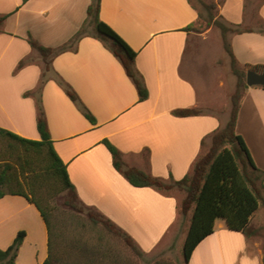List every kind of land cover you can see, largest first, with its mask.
<instances>
[{"label":"crops","instance_id":"obj_1","mask_svg":"<svg viewBox=\"0 0 264 264\" xmlns=\"http://www.w3.org/2000/svg\"><path fill=\"white\" fill-rule=\"evenodd\" d=\"M90 1L0 0V14L7 15L0 32V127L39 138L35 100L39 93L34 91L41 66L26 37L30 34L50 47L69 42L84 23ZM213 2L218 19L250 29L227 36L237 65L244 70L264 66V32L259 31L264 28V0ZM99 18L135 51L134 68L147 97L138 99L119 59L90 35L82 36L75 49L53 57V71L40 97L54 149L66 165L79 202L111 219L148 253L175 224L179 199L172 191L130 185L114 169L103 140L119 150L126 165L165 181L190 173L212 132L223 125L212 110L201 109L213 101L212 91L205 82L200 89L193 79L197 61L204 58L200 44H207L212 27L201 32L186 29L198 25L191 0H100ZM28 56L34 61L17 68ZM55 73L76 92L95 123L70 100ZM179 108L201 112L174 115ZM235 131L254 164L264 170L263 89L245 88ZM19 231L25 235L15 264H41L47 256V229L39 211L22 196L5 195L0 198V248H6ZM262 242L216 220L213 233L197 245L189 262L201 264L200 258L206 256L203 264L206 258V264H262Z\"/></svg>","mask_w":264,"mask_h":264},{"label":"trees","instance_id":"obj_2","mask_svg":"<svg viewBox=\"0 0 264 264\" xmlns=\"http://www.w3.org/2000/svg\"><path fill=\"white\" fill-rule=\"evenodd\" d=\"M26 1L22 0L23 3ZM197 3L200 8L194 3L193 7L197 9L200 27L190 26L186 29L201 32L211 25L216 26L221 35L222 46L230 57L231 72L236 76V85L230 96L229 117L223 126L212 132L208 149L195 160L190 173L178 180L170 178L165 181L146 170L126 165L119 150L108 140H103L111 154L114 169L130 185L152 187L164 192L178 190L184 193L178 205V212L182 219L190 212L182 244V256L186 264L197 245L213 233L216 220H222L228 230L240 232L247 237L259 236L264 231V224L256 228L250 225L251 217L258 207L262 205L264 208V170L254 164L243 138L235 131L240 99L245 90L246 70L237 65L227 37L229 33L250 29L231 26L218 19L214 13V2L197 0ZM99 6L100 0L90 1L84 23L69 42L50 47L41 45L30 34L27 35L26 40L37 52L41 66L39 85L34 91L39 93L35 99L39 138H25L0 127V198L5 195H19L39 211L47 229V256L41 264H54L61 258V255L57 254L56 245L57 239L63 237V234L67 235V245L62 243L63 246L74 250L72 253H75L77 259H83L86 264H131L130 259L120 258V255L112 250L109 241H103L105 236L121 242L136 258L144 262L150 261L147 252L111 219L96 209L79 204L66 165L54 149L40 97L47 75L53 71V57L62 51L75 49V44L84 35L100 40L119 59L126 74L133 81L140 101L147 97V88L134 68L135 51L99 18ZM6 16L0 14V32ZM259 31L264 32V28ZM32 61L34 60L30 56L25 57L18 62L17 68ZM248 69L264 72L263 65L251 66ZM55 79L85 118L95 123L93 114L71 86L57 73ZM261 88L264 90V85H261ZM29 94L34 93L27 92L25 95ZM200 112L198 108H179L175 109L173 114L185 117ZM59 194H65L64 205L69 212L65 222L61 223V231L57 233V218L50 199ZM24 235V231L17 232L6 248H0V264H15ZM262 251L264 255V241ZM153 264L174 263L156 259Z\"/></svg>","mask_w":264,"mask_h":264},{"label":"rangeland","instance_id":"obj_3","mask_svg":"<svg viewBox=\"0 0 264 264\" xmlns=\"http://www.w3.org/2000/svg\"><path fill=\"white\" fill-rule=\"evenodd\" d=\"M205 1L213 2L214 0ZM191 2L197 5L198 8H200L199 4L197 3V0H191ZM214 13L216 16L217 13L215 9ZM196 27H200V24L198 23ZM211 27V31L208 34L207 44L206 42L200 44L201 53L202 55H204V58L200 57L197 61L198 65L195 69L196 74H194L193 79L194 81H196L197 87H199L200 89H202V83L205 82V84H207L209 88L207 89V91H212V93L210 94L211 97H213V101H210L211 103L208 105V107L201 109L203 111L212 110L215 114L219 116V119L224 125L229 117V111L231 106L230 96L234 91L236 85V76L231 72L230 57L225 52L222 46V39L219 29L213 25H211ZM214 59L216 66L213 62ZM211 62H213V65L211 64ZM218 80L220 81V83L218 82ZM255 88L260 89L261 86L255 85ZM209 145L210 141L208 140L205 145L204 152L208 149ZM171 193L179 199V205L182 198L184 197V193L178 190H173ZM64 199L65 194H59L54 198L50 199V204L53 205V208L55 209V216L57 218V233L61 231L63 227L61 223L65 222L68 216L67 213L69 212L66 206L64 205ZM79 204L82 206L80 202ZM251 218L252 227L256 228L264 224V208L262 205L258 207V209L254 212ZM189 219L190 212H188L187 216L184 219H182V216L178 214V218L175 224L170 228L165 239H163V241L159 243L151 252L147 253V257L150 259L149 262H144L143 260L136 258V256H134L133 253H131L128 249H126L121 242L115 239L105 236L103 241H109L112 250H114V252L116 251V253L120 255V258L122 257L130 259L131 264H153L154 260L156 259L171 261L174 264H186L183 261L182 244L189 224ZM77 228L79 229L78 225ZM92 234H94V232ZM66 236V234H63V237L61 236L57 239L56 250L57 254L61 255V258H59L54 264H86L83 259H77V257L74 255L75 253H72L74 250L68 249L67 246H63V244H65ZM257 237L264 241V231L261 235ZM64 250L66 254L64 253ZM205 257L206 256H202L200 258L201 264H203V260ZM207 261L208 260L206 258L205 264ZM187 264H193V261L191 263L188 262Z\"/></svg>","mask_w":264,"mask_h":264},{"label":"water","instance_id":"obj_4","mask_svg":"<svg viewBox=\"0 0 264 264\" xmlns=\"http://www.w3.org/2000/svg\"><path fill=\"white\" fill-rule=\"evenodd\" d=\"M255 85H264V72H256L253 69H247L245 72L244 88ZM262 264H264V257L262 259Z\"/></svg>","mask_w":264,"mask_h":264}]
</instances>
